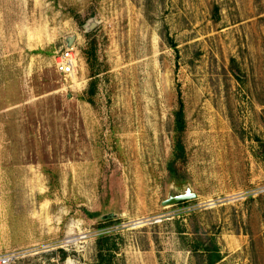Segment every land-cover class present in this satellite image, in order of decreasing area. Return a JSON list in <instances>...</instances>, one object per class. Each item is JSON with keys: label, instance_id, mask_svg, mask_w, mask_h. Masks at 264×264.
<instances>
[{"label": "rangeland", "instance_id": "obj_1", "mask_svg": "<svg viewBox=\"0 0 264 264\" xmlns=\"http://www.w3.org/2000/svg\"><path fill=\"white\" fill-rule=\"evenodd\" d=\"M180 95L199 198L165 208ZM106 236L117 264H264V0H0V264Z\"/></svg>", "mask_w": 264, "mask_h": 264}, {"label": "trees", "instance_id": "obj_2", "mask_svg": "<svg viewBox=\"0 0 264 264\" xmlns=\"http://www.w3.org/2000/svg\"><path fill=\"white\" fill-rule=\"evenodd\" d=\"M79 19L80 26H83L84 23L81 21L80 17H77ZM88 39V45L87 48L84 51V57L86 59V63L88 64V67L90 69V72L92 74V77L94 78L96 76V63H97V44L94 39H92V35H87ZM173 48H176L175 45H172ZM235 75L237 78H240L237 74L239 71L237 69H234ZM94 90V91H93ZM90 95H95V86L92 82L91 89H90ZM92 97L88 100L90 103ZM187 130V124H186V112H185V105L181 98V95L179 96V108L175 113V120H174V136H173V153L171 155V159L167 164V171L170 176V178H175L178 181H184L189 178L188 173V153L185 146V133ZM120 244L117 242L116 237L112 236H106L101 237L96 242V251H97V257H96V263L95 264H117L116 260L118 259V254L120 252ZM65 259V255H63L62 260ZM221 261V256L219 254H213L210 256L209 264H217Z\"/></svg>", "mask_w": 264, "mask_h": 264}, {"label": "water", "instance_id": "obj_3", "mask_svg": "<svg viewBox=\"0 0 264 264\" xmlns=\"http://www.w3.org/2000/svg\"><path fill=\"white\" fill-rule=\"evenodd\" d=\"M94 29L93 23L89 26V32ZM72 45V42H70ZM199 198V194L196 192L192 181L186 179L184 181H178L172 178L168 185V193L165 201L162 203V207H173L179 204H183L189 201H194ZM118 215L114 213L105 214L99 218L100 223H105L108 221L116 220Z\"/></svg>", "mask_w": 264, "mask_h": 264}, {"label": "built area", "instance_id": "obj_4", "mask_svg": "<svg viewBox=\"0 0 264 264\" xmlns=\"http://www.w3.org/2000/svg\"><path fill=\"white\" fill-rule=\"evenodd\" d=\"M56 68L59 73L66 76H71L75 73L76 58L71 50H67L62 57L57 59Z\"/></svg>", "mask_w": 264, "mask_h": 264}]
</instances>
